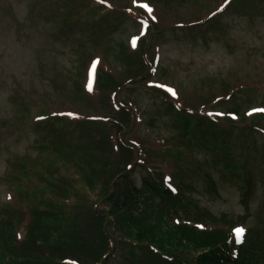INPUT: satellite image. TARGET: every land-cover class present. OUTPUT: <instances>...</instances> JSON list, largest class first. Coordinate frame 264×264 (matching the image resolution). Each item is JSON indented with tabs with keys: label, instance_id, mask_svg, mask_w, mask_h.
<instances>
[{
	"label": "rangeland",
	"instance_id": "1",
	"mask_svg": "<svg viewBox=\"0 0 264 264\" xmlns=\"http://www.w3.org/2000/svg\"><path fill=\"white\" fill-rule=\"evenodd\" d=\"M132 1L151 5L160 32L150 33L149 53L159 63L152 66L157 68L156 74L147 73L144 66L138 71L142 80L127 84L129 64H137V60L127 57L126 51L122 57L121 52L124 46L133 47L132 39L140 37L147 27L125 11ZM223 1L103 0L111 6L106 10V6L88 0H0V224L9 214L16 225L22 222L19 236L23 240L28 236L26 219L33 205L41 201L40 174L48 168L49 174L64 176L84 191L80 178L66 171L56 153L72 154L86 162L97 157L108 162L99 154L112 158L101 145L106 138L104 126L82 122L97 117L107 124L103 118L119 117L110 97L114 88L110 93H98L90 86L93 68L100 61L99 71L120 79V84L125 82L116 103L135 114L134 128L125 140L138 143L142 153L135 156L128 171L130 179L140 185L151 174L150 166H160L162 170L157 172H164L167 183L171 180L177 188L183 185L182 193L198 207L215 217L226 214L236 218L245 213L241 200L249 177L252 216L246 227L264 230V130L258 128L263 125L252 127L251 117L246 123L237 118L235 124L242 127L234 131L225 121L217 120L220 116L230 118L237 107L247 113L264 108V0L238 1L220 11L213 22L202 21L223 8ZM142 51L147 53L148 49L137 48V52ZM92 60L93 68L87 72ZM148 84L160 91L154 93ZM159 84L175 91L173 100L217 122L192 118L186 127L185 117L171 109L165 98L169 93L157 87ZM216 98L219 100L211 103ZM60 112L73 113L77 119L60 118ZM38 116L48 118L42 127L33 122ZM114 134L110 133L111 138ZM112 150L113 160L126 170L119 152ZM107 179L105 175L99 180L105 190ZM59 190L65 192L61 185ZM100 191L103 197L105 191L98 189L97 194ZM44 194L57 199L49 191ZM44 194L45 203L52 208L56 203H49ZM76 204L63 213L54 206L61 222L55 228L70 237L83 232L82 244H88L99 234V219L86 194L78 195L68 206ZM105 209L106 204L101 203L97 211ZM129 248L117 247L107 264H130L134 250ZM135 257L137 264L165 263L149 252ZM76 258L83 264L89 262Z\"/></svg>",
	"mask_w": 264,
	"mask_h": 264
},
{
	"label": "trees",
	"instance_id": "2",
	"mask_svg": "<svg viewBox=\"0 0 264 264\" xmlns=\"http://www.w3.org/2000/svg\"><path fill=\"white\" fill-rule=\"evenodd\" d=\"M99 81L100 86L107 88L116 85L115 80L108 78L106 74H101ZM239 110L236 108L233 112L239 114ZM182 120L186 127L190 126L187 117ZM44 149L51 152L49 148ZM66 156L58 152L55 157L61 163H69L70 160ZM123 157L130 160V152L123 150ZM104 166L105 164H102L101 168ZM101 168L91 162L86 166L85 172L77 171L82 185L88 189L87 192L76 189L72 183L66 185L65 192H62L59 188L65 183H62L60 176L58 179L53 177L52 173L49 174V168L41 173L42 183L38 189L41 201L33 205L26 239L18 242L11 218L0 224V264H66L64 260L75 257H83L89 264H106L108 259H104V256L110 253L111 243L126 245L134 250L130 264H137L135 255L140 256L142 252L153 255L150 250H154L159 256L169 257L171 262L164 264L231 263V217H214L188 200L181 190L173 194L162 182L155 180L143 181L139 187L132 183L127 175L113 181L118 176L115 172L111 180L107 179L108 187L105 190L99 182L105 176ZM247 187H250V180L247 181ZM98 189L105 191L103 197L102 191L97 194ZM45 190L54 194L57 199H50L49 194H44ZM43 194L49 203H56L52 208L45 203ZM82 194H86L87 201L93 206L94 216L99 219V234L88 244H82L85 239L83 232L75 233L73 237L77 240L74 241V238L61 228H55L58 221L59 224L61 222L54 206H59L62 213L69 211L80 201L70 207L59 203L67 199L75 202L78 195ZM91 195H94L93 200ZM102 202L107 203V216L95 210V206ZM244 204L246 205V202ZM104 217L106 218L103 219ZM109 217L112 220H109ZM209 224L213 225L214 229L205 228ZM73 247L74 250L71 249ZM263 261L264 233L253 229L240 249L238 260L233 264H262Z\"/></svg>",
	"mask_w": 264,
	"mask_h": 264
},
{
	"label": "snow or ice",
	"instance_id": "3",
	"mask_svg": "<svg viewBox=\"0 0 264 264\" xmlns=\"http://www.w3.org/2000/svg\"><path fill=\"white\" fill-rule=\"evenodd\" d=\"M101 2H103V0H101ZM142 7H144L145 9H147V11H148L149 13L152 12V9L149 8L147 4H143ZM152 18L155 19V17H152ZM145 23H146V22H145ZM138 39H139L138 37H134V38L132 39L131 43H132L133 47L136 46V43H137V40H138ZM157 87H159V88H163V89H166V91H167L168 93H170L172 96H175V95H176L175 91H174L172 88H170V87H168L167 85H165V84H159V85H157ZM252 111H253V112H261V113H264V108L253 109ZM243 231H244V230H243L242 228H239V227L236 228V229H234V232H235V234L237 235L238 238H239V236L243 233Z\"/></svg>",
	"mask_w": 264,
	"mask_h": 264
}]
</instances>
